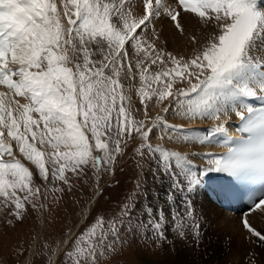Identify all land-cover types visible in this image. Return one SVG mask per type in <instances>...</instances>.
Returning a JSON list of instances; mask_svg holds the SVG:
<instances>
[{
    "label": "snow or ice",
    "instance_id": "1",
    "mask_svg": "<svg viewBox=\"0 0 264 264\" xmlns=\"http://www.w3.org/2000/svg\"><path fill=\"white\" fill-rule=\"evenodd\" d=\"M185 16L210 33L191 58L141 36L152 26L159 41L155 22L162 19L183 35ZM192 42L198 43L195 36ZM153 65L158 70L150 72ZM134 68L145 110L140 121L126 107L120 79L125 69L132 76ZM178 81L188 86L174 91ZM0 87L5 89L0 91V204L12 205L9 214L17 220L23 218L25 204L39 198L31 166L44 181H62L70 190L67 173L82 178L89 165L97 175L111 171L136 136L141 142L135 149L142 161L138 166L154 161L155 168H149L152 184H159L154 198L160 200L162 190L161 202L169 208L182 199L180 194L198 190L201 177L218 173L233 185L227 194L252 200L250 215L264 214V0H142L141 15H134L131 0H0ZM153 99L163 113L172 110L183 120L218 123L202 135L160 115L148 126V102ZM255 101L259 107L250 103ZM232 115L242 134L235 141L227 137ZM158 126L161 139L185 145L220 146L216 137L222 135L226 152L220 157L206 154L207 166L194 171L187 155L152 146L150 135ZM134 191L118 214L93 217L67 253L72 264H100L113 249L114 239L131 224L137 202L153 198L147 177ZM144 212L145 226L165 240L169 219L164 211L149 204ZM241 224L264 250V227L253 226L247 216ZM170 226L190 247L201 240L193 205L172 214ZM255 257L250 253L248 264H257Z\"/></svg>",
    "mask_w": 264,
    "mask_h": 264
},
{
    "label": "rangeland",
    "instance_id": "2",
    "mask_svg": "<svg viewBox=\"0 0 264 264\" xmlns=\"http://www.w3.org/2000/svg\"><path fill=\"white\" fill-rule=\"evenodd\" d=\"M136 1L131 0V5L136 12H133L134 15H139L138 13L142 12V10L139 2ZM166 23H168L167 26L169 28L172 27V29L176 30L168 19L155 22L156 33L163 40L155 41L151 26L141 32V36L147 41L155 42L157 47L164 48L174 55L191 58L196 54L199 44L206 43L205 39L210 35L196 20L185 16L181 19L185 33L181 35L176 30L178 36L169 34V39L168 37L166 38V34H162L163 26ZM170 35L173 37H170ZM162 36L164 37L162 38ZM193 36L196 37L197 44L192 42ZM132 63L133 65L135 64L134 57ZM157 70L155 65L149 68L150 72ZM120 79L124 85V94L127 98L126 107L130 109L132 118L136 121L144 120V106L140 104L139 96L137 95L138 89L141 87L139 73L134 68L133 75L129 76L125 69ZM185 85H187L186 81H178L174 85V91L178 88H185ZM152 87H158V85H152ZM148 104V121L146 123L151 126V121L157 115L163 116L164 113L161 112L162 106L155 104L154 99L149 101ZM172 113L175 114L174 111ZM154 133L156 134L155 128H153L149 141L153 147L160 145L168 151L177 150L175 143L176 146L173 145V142H171V145H167L164 142V138H160L162 134L154 135ZM133 136H136L135 132ZM140 143L138 136H136L135 140L129 139L125 154L117 157V162L113 165L111 171L97 175L95 170L89 165L85 169L86 174L82 178L78 179L71 173H67L70 178V190L69 186L62 181H52L51 178L47 182L44 181L39 177L34 166H31L30 170L35 173L33 187H38L40 194L39 198H32V203L25 204V210L22 211L23 218L17 220L14 215L9 214L13 210L12 205L5 208L3 204H0V264H72V261L67 257V253L73 250V242L90 226L93 217L98 214L111 217L115 214L120 209V204L128 192L135 190L132 179L135 180L136 178V181L138 180L140 183L145 177H147L148 187L152 189L153 198L148 200L141 199L137 202L131 217V224L122 228L119 237L114 239L115 249L106 252L104 255L106 258L103 259L102 257L100 264H138L141 260L158 261L165 256L174 255V250L171 247L172 240L169 237L170 232L166 228V239L163 241L158 240L154 234L152 236L158 242L153 237H151L150 242H146L148 240L144 239V237H142L141 241H136L138 240V235H135L133 231L135 226L137 224L142 225L143 222L147 225V219L142 217L145 216V212L140 210L139 207L143 209L149 204L153 207L156 202L154 196L159 189V184L155 186L152 184L153 177L149 171L150 167L155 168L152 162L145 163L143 168L138 166V162L142 161L136 155L135 149L140 146ZM179 153L181 152L179 151ZM93 154L100 155V153L95 151ZM17 158H20L18 152ZM48 167L51 168V165L49 164ZM56 189H61V191H56ZM100 191L101 193H99ZM131 193L135 195V191ZM159 206L162 210L163 205ZM84 221L85 224L82 225ZM167 225L168 223H166L165 227ZM239 226L240 224H238ZM141 228L143 227H136V232ZM236 229L234 240L245 236L241 229ZM145 234H147L146 230ZM242 238L250 253H255L248 235ZM62 246L64 247L59 252ZM232 258L236 257L233 256L230 259ZM230 262L231 260L228 264Z\"/></svg>",
    "mask_w": 264,
    "mask_h": 264
},
{
    "label": "bare ground",
    "instance_id": "3",
    "mask_svg": "<svg viewBox=\"0 0 264 264\" xmlns=\"http://www.w3.org/2000/svg\"><path fill=\"white\" fill-rule=\"evenodd\" d=\"M57 3H59V0H57ZM167 25L168 23H166L165 26L162 25L164 27L162 30V34H166V38L169 34L178 36L177 31L172 29V27L169 28V26ZM171 35L170 37H173ZM163 37L164 36H162V38ZM207 39L208 37L205 40L207 41ZM203 44H205V42L200 43L199 47H201ZM187 86L188 85H185L184 87L186 88ZM4 90L5 89L0 87V91ZM173 107H175V105H173ZM171 113L172 110H170L168 113L163 114V117L169 124L181 126L186 130H197V134L201 135L203 134L204 130L210 129L216 123H218L217 121L211 120H207L204 122H201L199 120H183L176 114ZM236 119L237 118L232 115L227 120V137L235 135V129L231 125V122L236 121ZM155 130L156 134H162L159 127H156ZM156 134L154 133V135ZM222 138V135H218L216 137V140L219 141L220 146H200L199 144L185 145L182 143H175L177 146L173 143V145L176 146V149L181 152V155H187L189 157V159L192 161L193 170L196 171L204 169L207 166L206 154L217 157V155L225 149L221 142ZM164 142L167 145H171V142L168 141L166 136L164 137ZM172 150L177 151L175 149ZM180 195L182 199L175 201L171 208L163 203H158L159 205H163L162 210L164 211V215L169 219V223L166 228L170 232L169 237H171L172 240L171 247L174 250V255L165 256L158 261L141 260L138 264H228L230 260L231 262L229 264H248L247 258L250 254V251L247 246H245V243L243 241L244 239L242 238L246 237V235L248 234L240 226L238 227V217L236 215H229L226 212L221 211L199 191L194 190L189 194ZM159 196L164 199V193L162 190H160ZM189 204L193 205L195 219L200 224L199 231L201 235L200 242L198 244H194L191 247L188 246V243H182L180 239H177V237L173 234L172 227L170 226L171 215L177 213L178 210L182 214L184 211V207ZM247 217L250 219L253 226L257 227L258 229L264 227V214H260L257 212L251 215L248 214ZM234 227H236L237 229ZM235 229H241L245 236L238 237L236 240H234ZM185 231H187V229H185ZM249 240L252 242L251 239ZM189 243H191V237H189ZM251 245L255 249V259L257 261V264H264V250L259 249L253 242L251 243ZM63 247L64 246L59 249V252L62 251ZM233 256H235L236 258L230 259Z\"/></svg>",
    "mask_w": 264,
    "mask_h": 264
}]
</instances>
